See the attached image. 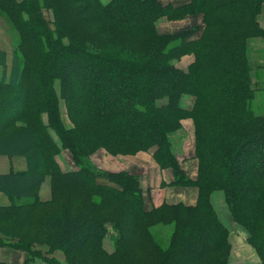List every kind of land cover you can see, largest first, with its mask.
<instances>
[{
    "label": "trees",
    "instance_id": "1",
    "mask_svg": "<svg viewBox=\"0 0 264 264\" xmlns=\"http://www.w3.org/2000/svg\"><path fill=\"white\" fill-rule=\"evenodd\" d=\"M55 15L47 26L41 9ZM264 0H0V10L17 30L20 44L11 66L0 48V155L23 156L28 168L0 173V192L10 199L34 197L49 176L55 211L38 219L33 209L0 205V245L30 247L39 231L71 254L67 264H124L132 250L141 264H264V113L252 106L246 40L264 36L259 22ZM168 14H196L203 26L160 33L157 20ZM199 31V34H198ZM193 53L183 70L174 59ZM67 63V64H65ZM183 94L194 105L180 104ZM64 99L71 125L61 114ZM194 121L197 176L181 168L170 133L183 118ZM153 150L173 184H195L198 203L144 207L138 176L101 169L91 153ZM71 152L77 167L62 170L56 156ZM223 190L232 217L249 232L260 261L231 262L228 230L210 194ZM97 191L91 202L87 193ZM182 216L172 248L163 252L148 226L160 210ZM204 210V226H189L184 215ZM26 211L20 216L18 212ZM164 212H167L163 210ZM192 212V213H191ZM106 221L117 226L116 249L104 247ZM39 225V228L37 229ZM30 229L18 235V230ZM35 255V254H33ZM31 255V256H33ZM0 264H19L0 260ZM23 264H28L23 263ZM50 264H60L50 260Z\"/></svg>",
    "mask_w": 264,
    "mask_h": 264
},
{
    "label": "rangeland",
    "instance_id": "2",
    "mask_svg": "<svg viewBox=\"0 0 264 264\" xmlns=\"http://www.w3.org/2000/svg\"><path fill=\"white\" fill-rule=\"evenodd\" d=\"M103 2H106L108 0H102ZM162 2V4H169L172 3L173 5L182 4L185 3L187 0H159ZM41 14L43 19L45 20L46 24L50 29H55V15L52 9L47 7H42ZM259 22L261 26H264V8L263 12L259 16ZM203 26L202 18L196 14H175L172 16H169L168 14H165L163 16H160L157 20V30L160 33H182L186 30L192 29V28H198L200 31V27ZM198 31V34H199ZM20 44V37L17 32V30L14 28V26L9 21L6 14L0 10V48L5 51L6 53V59H5V65L6 67L11 66L14 56V50L17 49L18 45ZM246 49H247V58L250 64V73L254 74L256 76V86L255 88L252 85V78H251V85L253 87V98L252 103L255 101V97L257 98V104L260 105V108H256L255 112L257 114H263L264 108L261 106H264V36L258 35V36H251L248 37L246 40ZM195 55L193 53H184L178 58L174 59V63L176 66L180 68L183 67L184 70H186L190 64L194 61ZM67 64V63H65ZM2 66V69L0 67V75L2 74V71L4 70ZM257 87V88H256ZM186 96L185 99L186 105H190L191 107L194 105L195 97L191 94H183L182 96ZM181 99V98H180ZM64 99L60 98V107H61V114L62 118L65 121L66 125H71V122L66 114V107L63 105ZM256 104V105H257ZM190 118V117H187ZM192 121L193 119L190 118ZM190 134V135H189ZM171 140L173 143V151H180L183 152V154H186L185 159L196 162L197 161V170H198V160L196 158V136H195V126L193 121V130L191 132L187 131L186 128H183L182 125L175 129L173 132L170 133ZM190 140H193L194 142V149L191 150ZM190 148V151H186ZM185 149V150H184ZM139 152H146L147 150H139L134 153H127V154H121L116 153L112 154L104 147H99L95 149L91 155H90V162L97 166L93 161L91 160V157H94L97 163L103 164L105 162V158L112 159V158H118L121 159V156H136ZM184 154V155H185ZM153 159L155 162L158 163L156 158L153 156ZM57 161H61L63 168L64 167H70L74 168L77 167L75 161L73 160V157L71 155V152L68 149L61 148L56 156ZM135 160L134 158H132ZM190 161V163H194ZM59 163V162H58ZM159 164V163H158ZM195 164V163H194ZM29 165V159L23 157L22 158V165L21 168H28ZM160 166V165H159ZM99 167V166H97ZM161 167V166H160ZM193 167V166H192ZM101 169H105L103 167H100ZM12 169H14L12 167ZM112 171V170H108ZM115 172L125 171L130 174H137L140 171L139 167L135 166L132 171L137 172H130L127 169H117L113 170ZM197 176V173H196ZM196 178V177H195ZM140 185V183H139ZM179 187H177L176 193H170L169 191L173 189H169V194L176 200L182 198L183 196H187L189 199L190 197L194 198L195 201L193 205H187V206H194L198 203L199 199V188L195 184H176ZM214 192H218L222 198V209L219 207H214V204L211 201V196ZM88 200L91 202H96L100 200L101 194L97 191H90L87 193ZM0 205H9V204H17L21 206L27 207L29 203H31L35 198H37L41 204L36 206L33 209V213L38 219L39 225H40V219L48 214L55 211V203L50 202L51 200V193H50V187H49V176L45 177V181L42 184L40 190L37 192V194L34 197L30 198H20V199H10L4 194L0 193ZM192 200V199H191ZM210 201L216 210V213L218 215V218L223 223V225L228 230V241H229V256L230 261L237 263V262H249V263H256L260 261L259 253L256 249V247L249 241V232L247 229L244 228L242 224L237 222L231 215V212L228 208V205L225 200L224 192L223 190H214L210 194ZM182 203V202H176ZM163 204V203H161ZM160 204V205H161ZM184 204V203H183ZM186 205V204H184ZM167 211V209H163ZM163 210H160L158 214L153 218V221L149 224L148 230L149 234L151 235V238L153 239V242L161 249L164 254H166L167 251H169L172 248L173 242L175 241L176 236L181 232L183 228H179V222L182 219V216L178 217L179 214L175 211H167L164 212ZM219 211V212H217ZM192 213V212H191ZM219 213V214H218ZM26 211H20L18 212V215L23 216L26 215ZM194 215H191V222H188L189 217L187 215H184V219L186 220V223H188L189 226H192L193 224H198L199 226H204L206 222H208V216L205 213L204 210H198L192 213ZM179 220V222H178ZM39 225L37 229L39 228ZM107 228V234L104 237V243L103 247L108 253H112L116 249V241L119 237L117 226L112 221H106L105 223ZM30 229H21L18 230V235L23 232H29ZM38 240L34 241V243L31 244L32 250H34V253H29L28 250L22 249V248H10L9 245H1L3 246V253H2V259L6 258L9 259L7 262H14V263H28V264H50V260L54 262H58L60 264H67V261L70 259L71 254H68L66 251H64L62 248L54 245V243L50 240L49 235L47 232H43L42 230L39 231L38 234ZM0 237L2 238H9L8 240H14L10 236H6L0 233ZM170 252V251H169ZM35 254V255H33ZM33 255V256H31ZM1 260V259H0ZM4 261V260H3ZM124 264H141V255L137 250H132L129 255L125 258Z\"/></svg>",
    "mask_w": 264,
    "mask_h": 264
},
{
    "label": "crops",
    "instance_id": "3",
    "mask_svg": "<svg viewBox=\"0 0 264 264\" xmlns=\"http://www.w3.org/2000/svg\"><path fill=\"white\" fill-rule=\"evenodd\" d=\"M180 68L184 70L183 67L180 66ZM251 78H252V85L255 88L256 76L254 74H251ZM185 97H186L185 95L181 97L180 104L186 108H190L191 107L190 105L189 106L188 104L186 105L187 100L185 99ZM254 99L255 101H253L252 106H253L254 111H256L255 109L258 107L260 108V105H258L256 102L257 98L255 97ZM261 107L264 108V106H261ZM261 112H264V111H261ZM181 125L183 128H186L187 131L189 132L193 130V121L190 118H183L181 120ZM189 143L191 145L190 148L193 151L194 149L193 140H190ZM190 148H188V150L186 151H190L189 150ZM174 153L179 161L181 168L185 171L188 177L193 180L196 177V173H197V161L194 162L192 161V159L186 160L185 159L186 152L184 153L185 155L183 154V152H180V151H176V152L174 151ZM152 154H153V150H149L148 153L139 152L136 154V156H121L122 157L121 159H118L116 157V158L107 160L105 158V162L103 164L97 163L94 157H91V160L97 166L103 167L105 169L112 170V171L117 170V169H127L130 172H137V171H132V169L135 166L139 167L140 171L142 172H138L137 174L139 175V183L142 189L144 207L147 210L151 209L152 207L159 206L163 202L170 203V204L176 203V202H182L186 205H193L196 199L195 198L196 194L194 195V198L190 197L189 199L187 196H183L182 198L178 200L174 199L169 194V192L176 193L177 187L180 188V186L172 183L174 179L172 169L171 168H161L159 164L155 162V160L153 159ZM22 158L23 156L8 157L6 155H0V173L24 170L25 168H21ZM132 158H134L135 160H133ZM190 161L194 162L195 164L190 163ZM58 162L62 170H72L76 168V167L74 168L64 167L63 168L62 162L60 160ZM12 167L14 169H12ZM169 189H173V190L169 191ZM217 193L218 192H214L211 196V201L214 204V207L216 208V210H218L217 208L219 207L222 209V203H221L222 198ZM3 248L4 247L0 245V259L4 261H8L9 259H6V258L2 259L1 255L3 253Z\"/></svg>",
    "mask_w": 264,
    "mask_h": 264
}]
</instances>
